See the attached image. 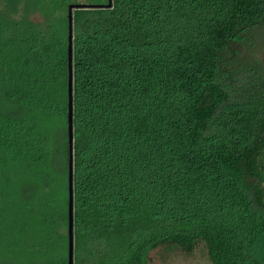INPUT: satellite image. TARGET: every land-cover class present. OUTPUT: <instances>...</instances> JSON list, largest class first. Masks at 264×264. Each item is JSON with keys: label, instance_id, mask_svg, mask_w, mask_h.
<instances>
[{"label": "trees", "instance_id": "1", "mask_svg": "<svg viewBox=\"0 0 264 264\" xmlns=\"http://www.w3.org/2000/svg\"><path fill=\"white\" fill-rule=\"evenodd\" d=\"M0 4V264H67L68 5ZM73 263L264 264V0L73 9Z\"/></svg>", "mask_w": 264, "mask_h": 264}, {"label": "water", "instance_id": "2", "mask_svg": "<svg viewBox=\"0 0 264 264\" xmlns=\"http://www.w3.org/2000/svg\"><path fill=\"white\" fill-rule=\"evenodd\" d=\"M112 0H108L106 5L103 4H83V3H70L68 5V84H67V129H68V177H67V264L73 263V86H72V39H73V9L83 7H110Z\"/></svg>", "mask_w": 264, "mask_h": 264}, {"label": "rangeland", "instance_id": "3", "mask_svg": "<svg viewBox=\"0 0 264 264\" xmlns=\"http://www.w3.org/2000/svg\"><path fill=\"white\" fill-rule=\"evenodd\" d=\"M3 1L0 0V4ZM165 261L160 262L159 259L156 257L154 258L155 264H206V259L203 254H201L199 251H195L192 255H184L181 253H178L177 256L174 257L172 261Z\"/></svg>", "mask_w": 264, "mask_h": 264}]
</instances>
